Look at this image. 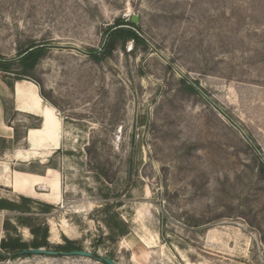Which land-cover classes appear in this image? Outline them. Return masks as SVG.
<instances>
[{"label":"rangeland","instance_id":"rangeland-1","mask_svg":"<svg viewBox=\"0 0 264 264\" xmlns=\"http://www.w3.org/2000/svg\"><path fill=\"white\" fill-rule=\"evenodd\" d=\"M135 14L146 42L107 52L108 31ZM39 44L25 69L20 54ZM0 57L13 63L1 76L34 79L62 122L60 149L27 168L55 169L60 199L0 210V243L31 247L30 226L46 225L49 248L68 238L118 264H264L262 157L185 83L264 155V0H0ZM0 252V264H106Z\"/></svg>","mask_w":264,"mask_h":264},{"label":"crops","instance_id":"crops-1","mask_svg":"<svg viewBox=\"0 0 264 264\" xmlns=\"http://www.w3.org/2000/svg\"><path fill=\"white\" fill-rule=\"evenodd\" d=\"M61 126L56 108L45 101L34 79L0 76V188H9L20 197L41 194V199L51 202L60 199L59 173L55 169L43 174L27 168L60 149ZM16 142L22 145L3 146ZM37 188L44 193H38Z\"/></svg>","mask_w":264,"mask_h":264},{"label":"trees","instance_id":"trees-1","mask_svg":"<svg viewBox=\"0 0 264 264\" xmlns=\"http://www.w3.org/2000/svg\"><path fill=\"white\" fill-rule=\"evenodd\" d=\"M108 34H109V36H108L109 41L107 42V44H104V47L106 48L107 52H109L112 49L113 42L116 39H121V40H123V42H127L128 40H134L136 42H140L143 44L146 42L145 39L139 34V28L135 24H133L131 21L127 22V23L124 21H120L116 26L112 27L108 31ZM33 46H35V45L28 47L26 50H24L20 54L19 62L23 65V67L25 69H33L35 67V65L38 63L39 59L44 55L45 46L39 47L35 50L27 52L29 50V48H31ZM94 57L99 58L98 56H94ZM12 64L13 63H11L10 60L3 59L0 57V70H4L6 72H11L10 68H11ZM27 78H30V77L26 76V74H22V75L17 74V76L14 78V80L27 79ZM185 83L188 85V87L191 90L196 91L195 87L192 84H190L187 80L185 81ZM262 168L264 169V162L262 163ZM20 198L22 199V204H20L18 202H12L8 199L0 197V210H7V209L8 210H19V211L30 210L29 204H30V202L33 201V199L30 197H26V196H21ZM49 208H50V205L47 204L45 206V210L47 211ZM107 224H108V226L111 227L112 223L109 220V221H107ZM30 227H31L32 233L35 235V239L31 243V247L49 248L50 242H49V229H48V227L46 225H44V226H41V225L40 226H30ZM127 233L128 232H127L126 226L123 224V226L121 227V229L119 231V234L126 235ZM0 246L4 249H9L12 257L19 256L21 250L30 247V245L28 243L21 242L20 240L15 239V238L3 240L0 243ZM59 248L61 250H64V251L81 249V247L78 246L74 240H71L68 238L66 239V244L59 246Z\"/></svg>","mask_w":264,"mask_h":264},{"label":"water","instance_id":"water-1","mask_svg":"<svg viewBox=\"0 0 264 264\" xmlns=\"http://www.w3.org/2000/svg\"><path fill=\"white\" fill-rule=\"evenodd\" d=\"M130 21L137 25L139 23V16L138 15H133L130 18ZM140 34V32H139ZM141 35V34H140ZM109 34H107L108 38ZM142 36V35H141ZM144 38V37H143ZM145 39V38H144ZM146 40V39H145ZM151 44V43H150ZM46 46V44H39V45H35L31 48H29V50L27 52H30L32 50H35L39 47H43ZM26 52V53H27ZM190 84H192L196 90H198L201 94H203L207 100H209L216 108H218V110H220V112L226 116L233 124L236 128H238L242 134L244 135V137L251 143V145L253 146V148L260 154V156L262 157V160L264 162V155L262 153H260V150L258 148V146L254 143V141L252 140L251 136L246 132V130L240 125V123H238L232 116H230L223 108H221L205 91L204 89L199 86L196 82H194L193 80H189L187 78H185ZM27 254H35V255H49V256H57V255H65V256H69V255H76V256H84V257H89V258H94L97 261L100 262H104L106 264H118L115 260H113L112 258L108 257V256H99L96 257L94 255L93 252L85 250V249H74V250H70V251H64V250H57V249H51V248H46V247H29L26 249H23L20 251V255H27ZM8 253L5 252H0V257H5L8 256Z\"/></svg>","mask_w":264,"mask_h":264},{"label":"built area","instance_id":"built-area-1","mask_svg":"<svg viewBox=\"0 0 264 264\" xmlns=\"http://www.w3.org/2000/svg\"><path fill=\"white\" fill-rule=\"evenodd\" d=\"M0 76H1V71H0Z\"/></svg>","mask_w":264,"mask_h":264}]
</instances>
